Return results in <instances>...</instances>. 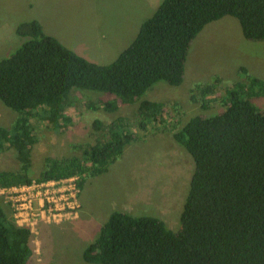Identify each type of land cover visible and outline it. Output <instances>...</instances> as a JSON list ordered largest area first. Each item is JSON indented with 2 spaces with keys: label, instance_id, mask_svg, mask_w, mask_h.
I'll list each match as a JSON object with an SVG mask.
<instances>
[{
  "label": "trees",
  "instance_id": "trees-1",
  "mask_svg": "<svg viewBox=\"0 0 264 264\" xmlns=\"http://www.w3.org/2000/svg\"><path fill=\"white\" fill-rule=\"evenodd\" d=\"M226 15L239 19L245 37L264 40V0H163L131 44L108 64L80 55L46 33L38 19L17 25V34L26 40L11 56L0 57V100L18 116L12 126L0 125V155L14 148L19 167L0 170V185L77 175L82 189L89 177L108 171L137 133L148 129L171 130L195 162L178 232L156 216L116 210L84 249L85 261L264 264V110L253 101L264 96V78L243 66L246 78L224 86L223 97L216 96L221 77L197 84L194 102L208 108L220 100L224 108L193 116L182 126L178 114L167 119L165 102L144 98L160 81L182 84L192 40ZM86 91L107 94L100 102L88 101L89 109L113 112L124 104L139 106L134 116L109 123L94 119L92 140L74 143L76 153L70 156L46 155L34 178L37 137L32 119L59 130L71 121L69 111L82 103ZM51 225L41 224L40 233L49 232ZM35 238L0 199V264H33Z\"/></svg>",
  "mask_w": 264,
  "mask_h": 264
},
{
  "label": "rangeland",
  "instance_id": "rangeland-1",
  "mask_svg": "<svg viewBox=\"0 0 264 264\" xmlns=\"http://www.w3.org/2000/svg\"><path fill=\"white\" fill-rule=\"evenodd\" d=\"M117 2L121 0H0V57L11 56L26 40L16 32L20 22L41 19L46 33L57 34L63 42L71 39L68 47L75 46L73 50L91 61L108 64L133 41L140 26L128 27L116 50L97 49L98 37L94 34H105L114 29L113 21H121L112 15V6ZM156 2L160 1L148 4L145 19L154 14L159 4ZM102 41L106 46L112 43ZM243 66L249 74L264 78V40L245 37L239 19L226 15L208 23L192 40L182 84L174 86L160 81L144 98L165 102L167 119L178 114L179 126H182L193 116L216 113L224 108L220 100L212 101L208 108L194 102L192 94L197 84L221 77L223 85L216 96L223 97L224 86L246 78L247 74L240 70ZM103 95L107 94L86 91L82 103L69 111L71 121L59 130L47 121L32 119L37 137L32 151L34 178L40 174L46 155L70 156L76 153L74 143L92 140L94 119L109 123L119 116H134L138 109L139 102L121 105L113 112L87 107L88 101L104 100ZM253 101L264 110V96L255 97ZM17 116L18 112L0 100V125L12 126ZM136 136L107 172L86 180L81 191L79 216L52 224L49 232L36 236L33 264H98L85 261L83 251L98 237L101 227L116 210L156 216L164 220L170 230L181 229V215L195 169L194 159L174 139L171 130L148 129ZM18 167L14 148L1 153L0 170L16 171Z\"/></svg>",
  "mask_w": 264,
  "mask_h": 264
},
{
  "label": "built area",
  "instance_id": "built-area-1",
  "mask_svg": "<svg viewBox=\"0 0 264 264\" xmlns=\"http://www.w3.org/2000/svg\"><path fill=\"white\" fill-rule=\"evenodd\" d=\"M79 177L33 180L0 185V199L16 223L37 236L43 223L57 224L79 216L82 207Z\"/></svg>",
  "mask_w": 264,
  "mask_h": 264
},
{
  "label": "crops",
  "instance_id": "crops-1",
  "mask_svg": "<svg viewBox=\"0 0 264 264\" xmlns=\"http://www.w3.org/2000/svg\"><path fill=\"white\" fill-rule=\"evenodd\" d=\"M159 1L160 2H156V3H159L156 10L158 9L159 5L161 4V0H159ZM150 2H151V4H153V2H155V0H121L120 3H118V2L115 3L112 6V13H113L112 15H115V18L117 20L119 19L121 21H115V22L113 21L112 23H113L114 29L111 31H107L105 34H101V35H99L98 33L94 34V36L98 37L97 49L101 48V50H103L102 47H106L107 50L111 49V51H114L120 46V43L123 41V39H124L123 32L127 33L128 27H136V26L140 25L139 26V30H140L142 24L146 20L144 18L145 12H146L147 6H148V4H150ZM124 3H125V6H124ZM39 21L42 23V25L45 28L44 22L41 19ZM98 27H99V25L95 26V30ZM120 30H122V31H120ZM139 30H138V32H139ZM51 35H53V34H51ZM54 36L59 38V36L57 34H55ZM102 40L111 41L112 43H111V45L106 46V44L103 43ZM60 41L63 42V40H61V39H60ZM70 41H71V39H65L66 43L65 42H63V43L67 46ZM71 47L75 48V46H71ZM125 49H123V50H125Z\"/></svg>",
  "mask_w": 264,
  "mask_h": 264
}]
</instances>
